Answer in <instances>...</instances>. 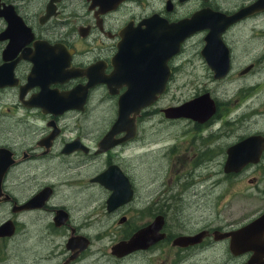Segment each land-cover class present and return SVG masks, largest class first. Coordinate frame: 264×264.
<instances>
[{
  "label": "flooded vegetation",
  "instance_id": "flooded-vegetation-1",
  "mask_svg": "<svg viewBox=\"0 0 264 264\" xmlns=\"http://www.w3.org/2000/svg\"><path fill=\"white\" fill-rule=\"evenodd\" d=\"M261 1L0 0V264H248L252 256L251 264H264V229L222 237L254 218L238 227L169 218L180 201L212 192L207 180L217 172L190 164L191 175L179 176L171 192L169 181L159 184L160 166L148 177L142 162L149 142L165 161L177 128H206V159L215 156L238 180L237 193L252 187L264 200V3L249 8ZM195 14L206 27L186 31L166 58L153 52L133 69L139 47L180 42H173L179 28L165 26ZM124 34L130 46L120 55ZM213 34L216 45L205 41ZM189 38L201 44L209 82L224 83V92L205 88L213 111L204 122L167 110L199 96L176 99ZM225 61L226 73H215ZM253 75L263 77L247 82ZM128 81L150 85L132 89ZM129 90L153 101L123 118L119 100ZM164 122L169 133L144 140L145 128ZM252 138L242 153L253 160L226 172L227 162L246 158L229 161L228 149ZM141 230L147 236L136 235ZM231 238L258 249L234 253Z\"/></svg>",
  "mask_w": 264,
  "mask_h": 264
},
{
  "label": "rangeland",
  "instance_id": "rangeland-1",
  "mask_svg": "<svg viewBox=\"0 0 264 264\" xmlns=\"http://www.w3.org/2000/svg\"><path fill=\"white\" fill-rule=\"evenodd\" d=\"M195 39L202 42L203 36L199 34ZM185 45L186 48L183 57L186 56L185 60H190V62L186 63L183 57L181 58L180 65H182V68L179 71L178 77L180 96H177L176 99L183 102L196 95H200L204 93L207 86H211L214 91H217L219 88L224 92V83L217 84L216 81L209 82L208 80L204 58L198 52L201 44H197L198 47H196L194 40L189 38ZM233 76H235V71L231 73L227 80H231ZM260 77L263 76L260 75ZM260 77L253 75L248 77L246 81L254 83ZM259 81L263 80L260 79ZM172 88L173 85H171V91ZM227 89L230 90L229 87ZM176 99H174V102H176ZM169 100L172 101V98L169 97ZM157 120L160 119L156 117L154 123ZM165 124L166 122L157 128H145L143 131L144 140L153 142V140H157V135L160 136L162 133L163 135L169 133L170 129L168 127L161 128ZM185 129L182 131V128H177L179 133L175 135L174 139L176 144L175 152L170 154L171 156H166L165 161L162 160L161 152L156 149L157 147H154L149 141H146L149 142L148 149L150 151L147 156L145 155L146 159H142L144 172L149 177L155 174L154 168L160 166L159 171L163 177L159 181V184L169 181L170 184L168 186L173 188L171 192L179 188L180 185L177 180L179 176L184 173L188 174L187 177L191 175L192 170H190V164H193V166L201 164L203 168L212 169V172H217L219 176H212L207 180L208 184L211 185L212 192L208 191L207 188L201 189L198 196L192 194L193 202L188 204L180 201L177 210L172 209L169 212V218L171 220L194 218L192 222L199 221L197 223L198 225L211 221L213 225L238 227L240 224L246 223L259 215L264 210V200L260 195L256 194L254 189H251L252 185L249 184L248 186L251 188L245 189L242 193H237L238 184L236 182L238 180L228 178L225 175L223 172V164L218 162L215 156L212 160L206 159L207 146L203 143V136L207 133L206 128L191 127ZM152 132L154 134L149 136V133ZM169 142L172 143V140ZM170 149L166 148V151ZM252 173L253 169L245 175V178L251 176ZM152 182L153 179L150 178L149 183L151 184ZM199 188L200 185L188 192L192 193ZM174 194L176 195L178 193Z\"/></svg>",
  "mask_w": 264,
  "mask_h": 264
},
{
  "label": "water",
  "instance_id": "water-1",
  "mask_svg": "<svg viewBox=\"0 0 264 264\" xmlns=\"http://www.w3.org/2000/svg\"><path fill=\"white\" fill-rule=\"evenodd\" d=\"M263 1L264 0H262L260 3H255V5H253V6L249 7V8L253 10L254 8H257L260 4L264 3ZM204 21H205V17L202 14L201 15L195 14L190 19L181 20L178 23H176L175 25L172 24L170 26H165V28L167 27L165 30L170 29V30L174 31V30L179 28V30H180L179 34L184 32V35H181V36L180 35H176L173 38V42L178 41V40H180V42H176V43H173L171 45H166V43L164 44L162 41H160L158 44H153V42L151 41V42H149L150 45H142L141 47H139V50L136 52L137 57L134 59V63L132 65L133 69H135L136 67L142 68L141 60L144 57L149 56L153 52H154L153 55L155 53H159L160 55L163 54L165 58L168 55L174 53L172 48H174L176 45L180 44L183 41V39L185 38V35H189V34H186V31L192 32V31L197 30L200 27H206V24H204L205 23ZM199 24H200V26H199ZM157 38L163 39L164 36H161V37L159 36ZM122 39H123V42L120 44V55L124 54V53L125 54L128 53L127 47H126V46L129 45V42L127 41L128 37H126V35L124 34ZM218 39H219V37L217 36V34H213V35H209V36L205 37V41L208 44H212V45H216L217 42H218L217 41ZM125 48H126V52H125ZM212 52H213V50H212ZM213 54H215V52H213ZM202 55L206 58V55H207V47H206V45H205V47L202 50ZM122 59H124V58H122ZM144 60H146V58H144ZM137 64H139V65L136 66ZM221 68H217L216 66H214L215 73H217V70H218V72L226 73V71L228 70L227 61H225L224 67L222 69ZM135 81H141V80L138 79V80H135ZM135 81H132V82L128 81V84H129V86L132 87V89L135 88L134 87L135 85L136 86L140 85V87H141V85L143 87L147 86V85H150V83H143V82L141 83V82H135ZM132 91L133 90H129L128 92H125L121 96V98L119 100L120 114H121V117H123V118H125L124 116H126L129 113V111H131V110L138 111L140 108H142L143 106H145V105H147V104H149V103H151L153 101V98L147 97V95H145L142 90L137 95H133L131 93ZM130 102H132L131 106L129 105ZM192 103H195L196 105L193 108H191V110H189V109L187 110L185 107L188 104H192ZM167 110H169L175 116H188V117H190V118H192L194 120H197L199 122H204L206 120L208 114L212 113V111H213V103L210 101V99H208V96L206 94H203L201 96L196 97L195 99H193L191 101H188V102H186V103H184L182 105H179L177 107L168 108ZM122 115H124V116H122ZM243 144L244 143H239V144L234 145V146H232V147H230L228 149L229 161L232 158H233V160H237V155L235 153V150L238 147H240L241 145H243ZM230 150H232V151L230 152ZM244 164H245V162L244 163L227 162L225 164V166H224V170L226 172L238 171V170H240L243 167ZM152 226L154 227V230L158 229V226L156 225V222H154ZM253 227H255V229L259 228L258 230H263L264 229V213L262 215H260L259 217H257L256 219H254L253 221H251L250 223H248L247 225H245L244 227H242V228H240V229H238L236 231L224 232L222 234V237H229L232 234H235V233H237L240 230L242 231V230H247V229H248V231L246 233L250 234L253 230H255V229H251ZM263 232H264V230L262 231V233ZM155 235L156 234H154V236ZM231 239H233V238H231ZM150 242H151V240H149V241L146 240L144 242V245H147V244L149 245ZM230 245H231L230 246L231 250L234 249V250H232L234 253H236L237 249H238V251H242V250L243 251H249V250L252 249V246L250 244L244 242V243H241L239 245L238 242H236L234 239H233V242H230ZM255 261H256V258L254 256H252L250 261H249V263H253Z\"/></svg>",
  "mask_w": 264,
  "mask_h": 264
},
{
  "label": "bare ground",
  "instance_id": "bare-ground-1",
  "mask_svg": "<svg viewBox=\"0 0 264 264\" xmlns=\"http://www.w3.org/2000/svg\"><path fill=\"white\" fill-rule=\"evenodd\" d=\"M173 32V31H172ZM181 35V34H180ZM167 38V35H166V37H164L163 39H166ZM174 38V37H173ZM169 39V38H168ZM164 44L166 43L167 45H171L172 44V42H167V40H166V42H163ZM257 139H255V138H252V139H249V140H247V141H245V142H243L244 144L243 145H241L240 147H238L236 150H235V153H236V155H237V159H241V158H244V157H246L245 155H243V151L244 150H247L248 148H252V146H251V143L250 142H255ZM252 145H253V143H252ZM232 150H230V152H231ZM248 151V150H247ZM235 157V156H234ZM231 160H233V158L232 159H230V161ZM248 160H253L252 159V157H246L245 158V161L244 162H246V161H248ZM244 162H242V163H244ZM251 229H255V227H253V228H251ZM259 228H257V229H255V230H258ZM260 231V230H259ZM151 232V231H150ZM245 232V231H244ZM140 233V234H139ZM144 233V230H141L140 232H138V233H136V235H140V236H147L146 234L145 235H141V234H143ZM258 233V232H257ZM254 234V233H253ZM149 235V234H148ZM255 235V234H254ZM253 236V235H252ZM143 239V238H142ZM246 239H247V237H246ZM142 242H144L143 240H142ZM136 244V243H135ZM252 244V243H251ZM138 245V244H137ZM255 250H257L258 249V245L256 246L255 244H252L251 245ZM128 247V246H127ZM252 248V249H253ZM256 258V257H255ZM248 264H251V263H248Z\"/></svg>",
  "mask_w": 264,
  "mask_h": 264
}]
</instances>
